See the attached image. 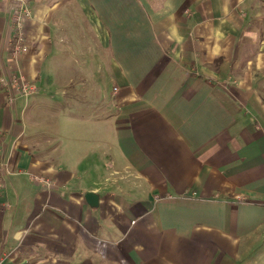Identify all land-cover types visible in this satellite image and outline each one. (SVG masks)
I'll return each mask as SVG.
<instances>
[{"label":"crops","instance_id":"1","mask_svg":"<svg viewBox=\"0 0 264 264\" xmlns=\"http://www.w3.org/2000/svg\"><path fill=\"white\" fill-rule=\"evenodd\" d=\"M29 2L16 57L0 1V78L37 88L0 85V264H264V0Z\"/></svg>","mask_w":264,"mask_h":264},{"label":"built area","instance_id":"2","mask_svg":"<svg viewBox=\"0 0 264 264\" xmlns=\"http://www.w3.org/2000/svg\"><path fill=\"white\" fill-rule=\"evenodd\" d=\"M9 1V0H0ZM13 1V13H12V33L14 42V53L18 57L22 53L28 51V46L25 44V31L24 26L27 19L32 17V10L29 5V0H10ZM0 85L7 89L12 90L15 93L30 97L37 92V88L30 82L28 78L20 73H11L0 78ZM14 98V95H13Z\"/></svg>","mask_w":264,"mask_h":264},{"label":"water","instance_id":"3","mask_svg":"<svg viewBox=\"0 0 264 264\" xmlns=\"http://www.w3.org/2000/svg\"><path fill=\"white\" fill-rule=\"evenodd\" d=\"M86 198L88 199L89 203L92 205V206H96L97 207V204H98V200H99V195L95 192H87L86 194ZM93 200H95V202H93Z\"/></svg>","mask_w":264,"mask_h":264},{"label":"rangeland","instance_id":"4","mask_svg":"<svg viewBox=\"0 0 264 264\" xmlns=\"http://www.w3.org/2000/svg\"><path fill=\"white\" fill-rule=\"evenodd\" d=\"M24 34H25V39L24 40H26L28 37H27V34L26 33H24ZM25 44L27 45V40L25 41Z\"/></svg>","mask_w":264,"mask_h":264}]
</instances>
